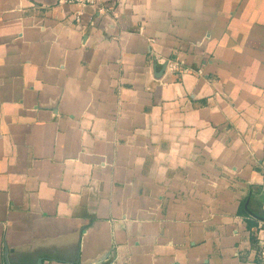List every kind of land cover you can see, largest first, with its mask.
<instances>
[{
  "label": "crops",
  "instance_id": "1",
  "mask_svg": "<svg viewBox=\"0 0 264 264\" xmlns=\"http://www.w3.org/2000/svg\"><path fill=\"white\" fill-rule=\"evenodd\" d=\"M0 0V264H263L264 0Z\"/></svg>",
  "mask_w": 264,
  "mask_h": 264
},
{
  "label": "built area",
  "instance_id": "2",
  "mask_svg": "<svg viewBox=\"0 0 264 264\" xmlns=\"http://www.w3.org/2000/svg\"><path fill=\"white\" fill-rule=\"evenodd\" d=\"M121 0H61V3L76 5L81 8L77 13V21H81L82 10L87 7H92L98 10L99 13L106 14L112 7L109 4H116ZM263 185H264V169H263ZM255 237L261 247L262 262L264 264V222H261L255 231Z\"/></svg>",
  "mask_w": 264,
  "mask_h": 264
}]
</instances>
